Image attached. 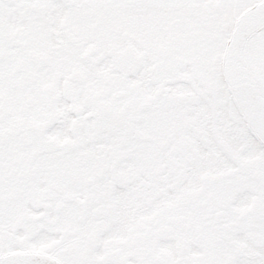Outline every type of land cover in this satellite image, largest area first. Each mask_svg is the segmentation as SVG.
I'll return each instance as SVG.
<instances>
[{
	"label": "snow or ice",
	"instance_id": "6c2138e0",
	"mask_svg": "<svg viewBox=\"0 0 264 264\" xmlns=\"http://www.w3.org/2000/svg\"><path fill=\"white\" fill-rule=\"evenodd\" d=\"M0 264H264V0H0Z\"/></svg>",
	"mask_w": 264,
	"mask_h": 264
}]
</instances>
